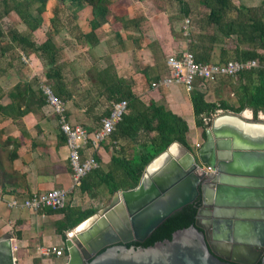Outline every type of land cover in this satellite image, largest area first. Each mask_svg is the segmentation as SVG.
Listing matches in <instances>:
<instances>
[{"label": "crops", "instance_id": "crops-1", "mask_svg": "<svg viewBox=\"0 0 264 264\" xmlns=\"http://www.w3.org/2000/svg\"><path fill=\"white\" fill-rule=\"evenodd\" d=\"M110 1L105 21L86 40L83 37L91 31L89 23L93 18L91 7L84 5L74 12L56 0L46 1L36 30L17 29L35 46L48 38L55 50L53 64L42 60L38 51L24 56L16 50L20 64L13 81L0 83V237L9 235L14 264H33L36 260L40 264H64L66 258L64 254H39L43 247L64 249L63 240L54 232V223L62 218L61 214L7 207L11 200L70 186L63 136L44 102L40 83L50 85L63 101L68 123L88 133L99 127L100 119L114 102L112 98L119 87L116 80L121 82L119 89L128 87L141 102L162 105L180 117L188 129L186 141L191 128H195L188 93L182 86L150 87L168 73L165 60L178 58L186 51L174 18L176 1ZM60 8L62 17L54 13ZM49 69L51 80L45 76ZM4 70L0 67V77L8 75ZM228 113L234 118L227 117L224 128L230 126L233 131L238 126L247 134V129L264 133L263 112L258 111L255 118L248 108ZM191 142L198 144L196 139ZM137 145L130 138H119L108 144L101 142L94 150L85 146L82 155L92 153L98 167L105 171L111 155H127Z\"/></svg>", "mask_w": 264, "mask_h": 264}, {"label": "water", "instance_id": "water-1", "mask_svg": "<svg viewBox=\"0 0 264 264\" xmlns=\"http://www.w3.org/2000/svg\"><path fill=\"white\" fill-rule=\"evenodd\" d=\"M231 116L234 118L227 112L210 120L205 138L195 153L172 142L145 165L134 188L113 192L106 208L83 221L112 211L111 218L104 216L115 231L107 228L101 217L77 240L64 234V264H228L223 260L247 264L237 259L246 251L232 250L228 258L218 252L215 242H242L239 233L243 232L250 242L255 243L257 239L264 245V133L252 136L238 126L230 133L216 132L219 126L215 125L216 120ZM172 145L183 155L182 159L176 164L167 157L155 171H148L156 159L166 158ZM202 165L209 172L202 171L199 168ZM198 193L202 207L197 209L190 226L146 247L125 245L131 240L141 242L165 217L190 203ZM221 196L230 197L221 206L238 205L235 199L241 196L255 199L257 202L243 201L241 205L258 211L219 210L205 214L211 198L218 200ZM204 218L208 219L206 225L201 224ZM9 238L6 233L0 237V264H14ZM259 264H264V255Z\"/></svg>", "mask_w": 264, "mask_h": 264}, {"label": "trees", "instance_id": "trees-1", "mask_svg": "<svg viewBox=\"0 0 264 264\" xmlns=\"http://www.w3.org/2000/svg\"><path fill=\"white\" fill-rule=\"evenodd\" d=\"M46 1L0 0V21L3 17L12 13L28 32H33L39 27L40 15L44 11ZM56 1L67 8H72L74 12L84 5L91 7L93 10V18L89 23L91 31L84 35L85 40L92 36L91 32L95 27L105 21L106 15L104 13L112 4L110 0ZM175 1L181 14L186 15L191 22L190 7L187 3L183 0ZM196 3L200 8V14H198L197 21L194 23L197 33L193 36L190 35L191 40L186 47V51L192 54L193 60L196 63H208L214 44L220 41V37L215 35V32H217L221 38L236 37L232 42L230 52L223 47L219 49L217 63H224L229 60H253L257 64L255 68L240 71L234 77L219 76L214 81L209 82L218 86H230L233 81L234 89L236 88V106L222 100L218 103L207 102L204 98V91L208 82L205 83L199 78L192 81L191 89L188 92L189 103L194 125L200 129L199 137L204 140L205 128L209 124L210 116L216 110L237 114L244 108H248L251 110L253 118H255L258 111L264 113V3L262 2L259 7L234 5L230 0H196ZM54 13L56 14L55 11ZM230 13H233V16L227 17ZM210 28L215 30L214 33H208ZM239 45H245V47L240 48ZM16 50L24 56L29 51H38L42 60L53 64L54 52L52 51L55 49L48 38L42 44L35 46L15 27L4 31L0 26V52L12 53ZM51 71L49 69L45 73L48 80H51ZM164 76H167V72ZM116 83L119 87L115 88L116 96L112 100L114 102L125 100L126 109L108 138L115 142L119 138L134 140L137 136L143 135L145 139L127 155H111L105 171L97 165L96 168L81 178L77 189L91 196L100 187H104L108 195H112L115 191L134 188L145 165L174 141L188 149V143L185 139L188 129L186 123L180 117L171 113L162 105L153 102H141L131 93L128 87L123 88L125 90L119 89L122 88L119 80H116ZM52 93L54 94V91ZM37 211L45 214L62 215V218L54 223V232L62 240H64L66 231L74 229L77 225L79 226L81 222L95 212L93 208L81 210L68 207L67 204L59 210L42 208ZM195 212L196 207L194 205L184 206L174 212L155 229L156 239H168L174 230L191 225ZM151 244L152 242H147L141 247ZM126 246L129 245L126 244ZM62 250L66 256L65 249L62 248ZM34 263L39 264L37 260Z\"/></svg>", "mask_w": 264, "mask_h": 264}, {"label": "built area", "instance_id": "built-area-1", "mask_svg": "<svg viewBox=\"0 0 264 264\" xmlns=\"http://www.w3.org/2000/svg\"><path fill=\"white\" fill-rule=\"evenodd\" d=\"M183 22L185 25L182 27V35L186 37L188 35V31L186 30V25L189 22L188 18H185ZM165 66L168 69L167 76L152 82L150 87L180 85L185 91L189 92L191 83L195 78L209 83L219 76L234 77L240 71L255 68L257 64L253 60H229L224 63L214 62L201 64L193 60L191 53L184 51L178 58H167L165 60ZM39 90L46 106L54 115L57 128L64 139V146L67 151V162L70 168V186L68 189H51L42 194L33 193L20 201L11 200L7 203L8 208L19 207L32 212H36L42 208L59 210L65 206L67 195L73 189L79 187L81 178L84 175L97 167V162L93 154L83 156L82 149L87 146L94 150L101 142L106 140L126 109L125 100L113 102L106 116L100 119L99 127L91 133H88L82 127L71 126L68 123L63 101L52 93L49 86L40 83ZM194 147L197 149L199 144H195ZM206 171H209L208 167H206ZM39 254L41 256L53 255L55 257H61L63 256V250L55 246H48L39 249Z\"/></svg>", "mask_w": 264, "mask_h": 264}, {"label": "rangeland", "instance_id": "rangeland-1", "mask_svg": "<svg viewBox=\"0 0 264 264\" xmlns=\"http://www.w3.org/2000/svg\"><path fill=\"white\" fill-rule=\"evenodd\" d=\"M184 2L187 3V5L190 7V18H191V22L189 21L188 24L186 25V30L188 31V35L185 37L182 35L183 29L182 27L185 25L184 24V19L187 18L184 17L181 12L178 9V5L176 4L175 7V21L178 23V30L179 33L181 35V38L184 39V44L188 45L189 41L191 40L190 35H195L197 33V28H195L194 23L197 21V16L198 14H200V8L196 3V0H183ZM232 4L234 5H251L252 7H259L260 4L263 2L264 0H230ZM50 5V4H49ZM48 7H51L48 6ZM52 9V8H51ZM62 8H60V10H55V12H57L58 17H62L63 13H62ZM34 11V10H33ZM233 16V13H230L227 17H231ZM17 18L15 17L14 14L10 13L9 15H7L6 17H3L2 20L0 21V26L2 30H6L9 29L11 27H15L16 29H19L22 31L25 30L26 28L18 21V23L16 24ZM192 24V25H191ZM214 29H209L208 33H214ZM204 33H206L205 30H203ZM202 33V32H201ZM216 36L220 37V41L215 43L213 46V50H212V58L210 57V60L208 61V63H213V62H217L218 61V52L219 49L221 47L228 49V51L230 52L232 50V45H233V41L236 38L235 36H231L229 37H225V38H221V36L215 32ZM239 47H245V45H239ZM215 54V55H214ZM19 60H18V56H17V51L15 52H9L5 55H3V51L0 52V67L4 68V71H7V76L6 77H0V83H9L13 81L14 78V74L15 71H17V68H19ZM9 66V67H8ZM233 86V88H232ZM234 82L232 81V83L230 84V86H218L216 84H212V85H208L207 88L204 91V98L206 101H211L214 103H218V101L222 100V101H226L228 104L234 105L236 106V93L234 91ZM184 92H186L184 90ZM188 93V92H187ZM228 111H221V110H216L214 114H212L210 116V120L215 116V114L220 115V114H225ZM209 120V121H210ZM209 126V124H208ZM208 126L205 128L207 129ZM200 129L197 127H193L191 128V132H190V137L187 140L188 141V151L191 153H195L196 150L199 148H195L193 145V142L191 141H195V139L198 141V144L201 145L203 140H201L199 138V132ZM145 139V137L143 135H139L137 136L136 139H134V143L140 144L143 140ZM111 140L110 138L107 139V141H103V143H110ZM196 144V143H194ZM175 148V146H171V148ZM115 151V150H114ZM199 168L202 171H206V167L204 165L199 166ZM209 172V171H208ZM69 198V199H68ZM111 200V195H108L105 188L104 187H100L98 190L95 191V193L91 195L86 194V193H82L80 192L77 188L73 189V191L67 195V202L66 204L69 206H71L72 208H78L81 210L87 209V208H93L94 209V213L96 214L97 212H100L101 210H103L104 208L107 207V205L109 204ZM40 212V211H38ZM99 216V215H98ZM74 229L67 231V233H71ZM64 260H62L61 262H63ZM34 262V261H33ZM35 264V263H34ZM40 264V263H39ZM58 264V263H56Z\"/></svg>", "mask_w": 264, "mask_h": 264}, {"label": "bare ground", "instance_id": "bare-ground-1", "mask_svg": "<svg viewBox=\"0 0 264 264\" xmlns=\"http://www.w3.org/2000/svg\"><path fill=\"white\" fill-rule=\"evenodd\" d=\"M227 119H228L227 117H221V118L216 120L215 125L219 124V126H217L216 132H221V133H226V132L230 133V132H232L230 130V126L227 127V128H224V121H226ZM247 132H248L249 135H252V136L260 135L256 131H251V130H248V129H247ZM166 155H167L166 158H165V156L164 157L161 156L158 159H156L149 166L148 171H151V173L153 171H155V169L157 167H159L167 159V157L170 158V160L175 162L176 164H177V161L179 159L181 160L182 157H183V155L180 154L179 151L177 149L175 150L173 147L171 149L169 148V152ZM176 175H177V173L174 174V177ZM226 177L229 178V175H227ZM216 185L217 184L215 183L214 186H216ZM214 186L212 185V187H211L212 190H214ZM117 196H118V199L121 200L120 196L119 195H117ZM241 197L243 199H241ZM241 197H237V199H235L236 201H239V203H236L238 205H235V206H228V205L227 206H221L220 205V203H227L228 202L227 199L230 198V197L227 198L225 196H223V197L221 196V198H218V200L217 199H212L211 200V205H210V207H208V209L212 210V211H210L211 213L217 212V211L219 212V210H224V211H229L230 212V211L240 210L239 208H243L244 210L250 209V211H256L257 210V208H251V207L250 208H245L244 206L241 205L242 204L241 200H243L245 203H247L248 201L254 203V202H257V201H255V199L252 200V199H250L249 197H246V196H245V198L243 196H241ZM229 203H235V202H229ZM205 210L206 209H204V213H205ZM111 214H112V211L106 212L104 215H107L106 217L111 218ZM208 214H210V213H208ZM104 215H102V216L101 215H99V216L97 215V216H94L92 219L90 218L88 221L82 222L79 226H77V228H76L77 230H73V232L69 233V235L71 237H75L76 240H77V238H79L80 234L86 233V230H88L91 225H94L96 223V221L99 220L101 217H102L101 219L103 220V222L107 224V228L110 227L113 231H115L113 225L108 223L107 218ZM207 220L205 218L201 219V224L202 225H206V221ZM113 223H116V222L113 221ZM117 227H118V225L115 224V228H117ZM239 234L242 235V234H245V233L240 232ZM209 235H210V233H209ZM218 241H220V240H218Z\"/></svg>", "mask_w": 264, "mask_h": 264}, {"label": "flooded vegetation", "instance_id": "flooded-vegetation-1", "mask_svg": "<svg viewBox=\"0 0 264 264\" xmlns=\"http://www.w3.org/2000/svg\"><path fill=\"white\" fill-rule=\"evenodd\" d=\"M210 122V121H209ZM200 146V145H199ZM204 180V179H203ZM199 188V187H198ZM211 200H212V198H211ZM241 201H243V200H241ZM187 205H194L195 207H196V211H197V209L199 208V207H202V199H201V196H200V193H198V195H196L195 196V198L190 202V203H188V204H185L184 206H187ZM184 206H182V207H184ZM181 207V208H182ZM180 208V209H181ZM239 209H242V210H244L243 208H239ZM179 210V209H178ZM178 210H176V211H178ZM176 211H174V212H176ZM210 211H212L211 209H206L205 210V214H207L208 215V213H211ZM174 212H172L171 214H169L167 217H165L156 227H154L144 238H143V240L141 241V242H137V241H134V240H131V241H129V242H127L126 244H128L129 246H141V245H143V244H145V243H147V242H152V244L153 243H155V242H158V241H163V240H165V239H163V238H161V239H156V231H155V229L164 221V220H166L169 216H171ZM195 214H196V212H195ZM194 219H195V215H194ZM207 220V219H206ZM194 221V220H193ZM190 226V225H189ZM188 227V226H187ZM187 227H185V228H187ZM241 229H242V227H241ZM177 230H180V229H177ZM177 230H174L173 232H175V231H177ZM172 233V232H171ZM244 238H243V237ZM230 237V239L232 238V234L229 236ZM170 238V237H169ZM168 238V239H169ZM245 239H246V242H245ZM240 240L242 241V242H236V243H234V242H221V241H217V242H215V243H217L218 244V250H220V251H218L220 254H222L223 256H225V257H228V258H231V252H232V250H236L237 252H240L241 250H244V251H246L244 254H242V255H244V256H242V257H237V259H239V260H242V261H244L245 263H247V264H259V262H260V260H261V258L263 257V255H264V245L263 244H261L260 242H259V240H254L255 241V243H252V242H250L249 240H251V239H249V238H247V234H242L241 236H240ZM252 241V240H251ZM253 241V242H254ZM125 244V245H126ZM151 244V245H152ZM221 247V248H220ZM246 249V250H245ZM220 260H222V259H220ZM222 262H224V263H228V264H239V263H233V262H231V261H222Z\"/></svg>", "mask_w": 264, "mask_h": 264}]
</instances>
